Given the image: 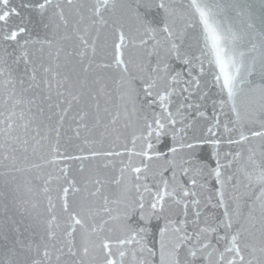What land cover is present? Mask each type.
I'll return each instance as SVG.
<instances>
[{"label": "snow or ice", "instance_id": "6c2138e0", "mask_svg": "<svg viewBox=\"0 0 264 264\" xmlns=\"http://www.w3.org/2000/svg\"><path fill=\"white\" fill-rule=\"evenodd\" d=\"M0 264H264V0H0Z\"/></svg>", "mask_w": 264, "mask_h": 264}, {"label": "water", "instance_id": "95a60500", "mask_svg": "<svg viewBox=\"0 0 264 264\" xmlns=\"http://www.w3.org/2000/svg\"><path fill=\"white\" fill-rule=\"evenodd\" d=\"M252 2L258 5L259 0H252ZM146 18L149 19L150 22H153L154 26H159V24L162 23L163 20L162 11L152 10L150 13L147 14Z\"/></svg>", "mask_w": 264, "mask_h": 264}]
</instances>
